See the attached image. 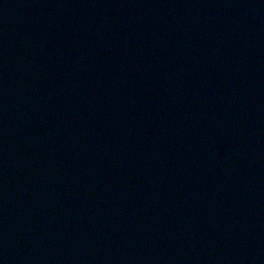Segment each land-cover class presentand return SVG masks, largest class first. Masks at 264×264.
Returning <instances> with one entry per match:
<instances>
[{
	"label": "water",
	"instance_id": "obj_1",
	"mask_svg": "<svg viewBox=\"0 0 264 264\" xmlns=\"http://www.w3.org/2000/svg\"><path fill=\"white\" fill-rule=\"evenodd\" d=\"M0 264H264V0H0Z\"/></svg>",
	"mask_w": 264,
	"mask_h": 264
}]
</instances>
